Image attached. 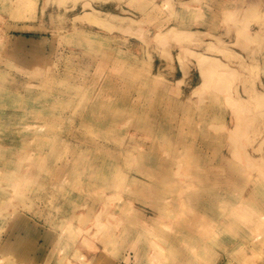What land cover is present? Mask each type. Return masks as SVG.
I'll return each instance as SVG.
<instances>
[{
    "label": "rangeland",
    "instance_id": "obj_1",
    "mask_svg": "<svg viewBox=\"0 0 264 264\" xmlns=\"http://www.w3.org/2000/svg\"><path fill=\"white\" fill-rule=\"evenodd\" d=\"M0 264H264V0H0Z\"/></svg>",
    "mask_w": 264,
    "mask_h": 264
},
{
    "label": "bare ground",
    "instance_id": "obj_2",
    "mask_svg": "<svg viewBox=\"0 0 264 264\" xmlns=\"http://www.w3.org/2000/svg\"><path fill=\"white\" fill-rule=\"evenodd\" d=\"M9 92V91H8ZM14 93V92H13ZM7 94V93H6ZM10 95V94H9ZM32 111V110H31ZM174 112V111H173ZM68 122V121H67Z\"/></svg>",
    "mask_w": 264,
    "mask_h": 264
}]
</instances>
